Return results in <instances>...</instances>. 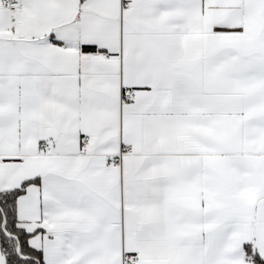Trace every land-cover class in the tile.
<instances>
[{"label":"snow or ice","instance_id":"snow-or-ice-1","mask_svg":"<svg viewBox=\"0 0 264 264\" xmlns=\"http://www.w3.org/2000/svg\"><path fill=\"white\" fill-rule=\"evenodd\" d=\"M0 264H264V0H0Z\"/></svg>","mask_w":264,"mask_h":264}]
</instances>
